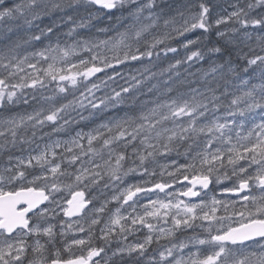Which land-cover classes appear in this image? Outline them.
Instances as JSON below:
<instances>
[{
	"label": "snow or ice",
	"instance_id": "6c2138e0",
	"mask_svg": "<svg viewBox=\"0 0 264 264\" xmlns=\"http://www.w3.org/2000/svg\"><path fill=\"white\" fill-rule=\"evenodd\" d=\"M217 7L0 0V264H264V0Z\"/></svg>",
	"mask_w": 264,
	"mask_h": 264
},
{
	"label": "trees",
	"instance_id": "16d2710c",
	"mask_svg": "<svg viewBox=\"0 0 264 264\" xmlns=\"http://www.w3.org/2000/svg\"><path fill=\"white\" fill-rule=\"evenodd\" d=\"M108 24H109V21L106 19V18H102L98 23H97V26L98 27H106V26H108ZM182 55V54H181ZM163 67H166L167 65H166V63L165 64H163L162 65ZM200 65H196V66H194V67H192V68H189L188 69V71H195L196 70V67H199ZM187 67V65H185V68ZM203 67H207V64H204L203 65ZM154 70H156V69H154ZM180 71H181V73L182 74H184V69L182 68V69H180ZM164 79H166V77L164 78ZM120 83L122 84L123 83V81H120ZM193 86H195V85H193ZM111 87H116V85L115 84H112L111 85ZM105 90H107V89H105ZM101 93H98V95H100ZM161 163H167L168 161H166V160H161L160 161ZM182 162V161H181ZM223 198H225V199H227V197H223Z\"/></svg>",
	"mask_w": 264,
	"mask_h": 264
},
{
	"label": "rangeland",
	"instance_id": "374dc122",
	"mask_svg": "<svg viewBox=\"0 0 264 264\" xmlns=\"http://www.w3.org/2000/svg\"><path fill=\"white\" fill-rule=\"evenodd\" d=\"M232 2L233 0H213V3L218 6L215 9L216 11H219L220 9H228L229 4ZM228 10H231V9H228Z\"/></svg>",
	"mask_w": 264,
	"mask_h": 264
},
{
	"label": "flooded vegetation",
	"instance_id": "af4514ba",
	"mask_svg": "<svg viewBox=\"0 0 264 264\" xmlns=\"http://www.w3.org/2000/svg\"><path fill=\"white\" fill-rule=\"evenodd\" d=\"M102 264H103V262H102Z\"/></svg>",
	"mask_w": 264,
	"mask_h": 264
}]
</instances>
